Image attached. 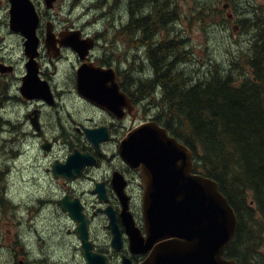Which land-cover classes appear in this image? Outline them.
I'll list each match as a JSON object with an SVG mask.
<instances>
[{
    "label": "flooded vegetation",
    "instance_id": "1",
    "mask_svg": "<svg viewBox=\"0 0 264 264\" xmlns=\"http://www.w3.org/2000/svg\"><path fill=\"white\" fill-rule=\"evenodd\" d=\"M36 8L37 77L41 82L37 84L43 91L21 94L27 72L24 52L21 64L0 56V134L11 136L5 140L0 135V264L47 263L48 257L29 259L26 236L36 235L37 218L49 208L56 210L51 236L59 239L57 246L71 250L72 264H87L75 232L78 222L63 210V199L71 204L76 218L86 222L91 253L104 257L106 264H142L149 253L133 252L128 235L133 223L144 235L142 180L139 168L129 166L119 150L133 130L157 122L155 114L160 111L155 102L161 91L151 93V99L145 93L146 83L134 74L139 69L132 60L128 36L116 37L123 26L66 25L53 16L54 8ZM8 33L13 42L24 45L22 36ZM9 103L25 110L22 122L4 118V105ZM85 130L95 131L90 138L96 145ZM74 150L88 154L94 162L84 164L71 179L55 178L53 164L67 161ZM31 151L35 152L33 168L40 169L41 162H47L42 172L49 190L22 205L15 200L9 187L13 182L8 179L14 160ZM4 154L10 156L8 163L1 158ZM18 171L25 172L26 167ZM33 183L38 184L36 177ZM8 215L12 216V230H16L10 228L5 233L2 219ZM113 235L117 236L115 244Z\"/></svg>",
    "mask_w": 264,
    "mask_h": 264
},
{
    "label": "trees",
    "instance_id": "2",
    "mask_svg": "<svg viewBox=\"0 0 264 264\" xmlns=\"http://www.w3.org/2000/svg\"><path fill=\"white\" fill-rule=\"evenodd\" d=\"M120 2L107 24L123 26L116 37L128 36L147 96L161 91L155 120L192 150L194 172L216 181L236 214L225 258L264 264V0ZM182 18L237 32L240 43L225 61H200L178 36Z\"/></svg>",
    "mask_w": 264,
    "mask_h": 264
},
{
    "label": "water",
    "instance_id": "3",
    "mask_svg": "<svg viewBox=\"0 0 264 264\" xmlns=\"http://www.w3.org/2000/svg\"><path fill=\"white\" fill-rule=\"evenodd\" d=\"M8 1L9 29L26 39L24 50L28 62L24 87L34 93L43 91L38 86L41 82L35 61L38 15L30 0ZM44 1L47 8L55 2ZM92 133L85 130L88 138ZM119 154L129 166L140 169L146 237L134 228L129 231V237L133 252L151 250L142 264H237L224 257L237 229L236 214L216 181L193 173L194 154L188 147L150 122L127 135ZM93 162L88 154L74 150L64 164H53L52 173L55 178L71 179L81 172L84 164ZM62 204L63 210L78 222L75 232L82 241L81 251L87 264H106L104 257L90 252L86 222L76 218L67 199ZM116 237L113 235L112 244Z\"/></svg>",
    "mask_w": 264,
    "mask_h": 264
},
{
    "label": "rangeland",
    "instance_id": "4",
    "mask_svg": "<svg viewBox=\"0 0 264 264\" xmlns=\"http://www.w3.org/2000/svg\"><path fill=\"white\" fill-rule=\"evenodd\" d=\"M95 1L96 0H58L52 10V14L53 16H57V20L61 23L63 22L66 25L70 24L80 27L108 25L107 22L112 21V18H117L121 3L120 0H112V4L110 3L106 5V8L102 5L96 4ZM6 3V0H0V38H4L3 41H0V56L4 54L3 56L6 61H11L15 64L18 62V64H21L20 61L23 56L24 47H20L17 42H13L14 40L12 39V36L8 33L9 30L7 24L9 6ZM33 3L41 11L45 10L43 0H33ZM110 5L113 7L108 9ZM100 14H104L105 17L101 19ZM211 24L212 22L208 24H197L191 21L190 18H182V23L178 28V36L182 35L183 38L188 40L189 45H191V50L197 54L200 61L207 59H215L218 62L225 61L229 52L234 50L236 44L240 43V35L235 32L233 37H228L218 31V26H210ZM120 26L122 25L118 24V27ZM132 55L134 56L135 53L132 52ZM4 110L5 112L3 114L5 119L15 121L16 123L23 121L25 110H19L12 103L4 105ZM1 137L8 140L11 136L9 133L3 132ZM1 144L3 145V143ZM9 157L10 156L7 154L1 156L6 163H8L7 159ZM34 157L35 152L31 151L30 153H25L24 156L18 160L15 159L14 169L12 168V177L8 179L13 182L9 187L11 188L15 200L19 201L22 205L24 202L29 201L33 195L43 196L44 193L49 190L47 184L48 178L42 172V169L46 167L47 162L43 160L40 164V169L33 168L31 164H34ZM10 165L13 164L10 163ZM23 166L26 167V171L20 173L18 170L23 169ZM33 177H36L38 182L37 185L33 183ZM88 190L89 188L86 186L85 192ZM85 195L87 196V194ZM55 212V208H49L47 211L43 210L42 217L37 218L36 227L38 232H36V235L33 237L26 236L29 240L26 246V253L29 255L28 257L30 260L48 257L46 264H72L70 262L72 259L71 250L57 246L59 239L51 236L53 231L51 223L55 217ZM43 217H46V220H44ZM2 221L5 225L2 230L6 233L11 228L12 216H5ZM8 224L10 225L7 226ZM38 235H40L41 240H39ZM26 238L24 240L25 244ZM43 241H45V243H43ZM28 251L30 254H28Z\"/></svg>",
    "mask_w": 264,
    "mask_h": 264
},
{
    "label": "bare ground",
    "instance_id": "5",
    "mask_svg": "<svg viewBox=\"0 0 264 264\" xmlns=\"http://www.w3.org/2000/svg\"><path fill=\"white\" fill-rule=\"evenodd\" d=\"M111 3V2H110ZM77 6V5H76ZM151 72V71H150ZM139 73V72H138ZM136 74V73H135Z\"/></svg>",
    "mask_w": 264,
    "mask_h": 264
}]
</instances>
